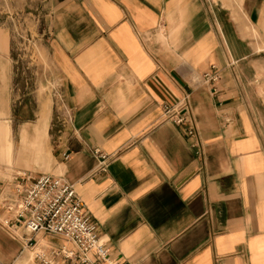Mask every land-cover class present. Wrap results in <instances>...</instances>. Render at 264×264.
I'll list each match as a JSON object with an SVG mask.
<instances>
[{
    "label": "crops",
    "instance_id": "1",
    "mask_svg": "<svg viewBox=\"0 0 264 264\" xmlns=\"http://www.w3.org/2000/svg\"><path fill=\"white\" fill-rule=\"evenodd\" d=\"M23 1L40 2L61 83L30 132L17 129L9 75L0 189L65 178L112 264H264V112L242 77L264 64V0ZM184 104L193 135L165 114ZM54 128L39 176L33 156L45 162ZM78 255L62 237L0 224V264Z\"/></svg>",
    "mask_w": 264,
    "mask_h": 264
},
{
    "label": "rangeland",
    "instance_id": "2",
    "mask_svg": "<svg viewBox=\"0 0 264 264\" xmlns=\"http://www.w3.org/2000/svg\"><path fill=\"white\" fill-rule=\"evenodd\" d=\"M39 7V1L26 4L23 0H0V74H3L0 81V119L7 117V97H3L7 94V79L9 75H15L16 89L12 101L17 129L27 128L30 132L43 112L48 111L51 116L53 95L61 83L59 72L48 54V22L43 16L45 14L41 16ZM9 43L10 53L7 50ZM255 75V70L245 68L242 72L243 86L250 96L249 103H254L263 113L264 64L257 67V79H253ZM63 131L66 133L68 129L64 126ZM55 135L54 128L46 140L45 162L39 164L33 156V170L39 176L51 172L54 139L50 138Z\"/></svg>",
    "mask_w": 264,
    "mask_h": 264
},
{
    "label": "built area",
    "instance_id": "3",
    "mask_svg": "<svg viewBox=\"0 0 264 264\" xmlns=\"http://www.w3.org/2000/svg\"><path fill=\"white\" fill-rule=\"evenodd\" d=\"M218 79V76H205L207 82ZM165 114L177 126L189 124L188 133L194 134L186 104L180 109L165 108ZM102 159L104 168L107 160L104 156ZM0 212L4 216L0 222L3 228L21 227L30 234L59 236L78 247L82 264H112L93 217L74 186L61 176L47 174L32 182L20 180L11 189H0ZM40 259L42 264H55L48 258Z\"/></svg>",
    "mask_w": 264,
    "mask_h": 264
}]
</instances>
